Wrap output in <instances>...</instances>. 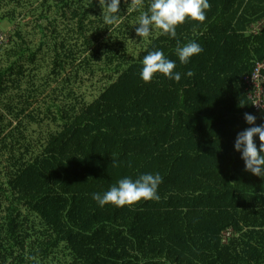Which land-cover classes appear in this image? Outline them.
<instances>
[{"label":"trees","instance_id":"obj_1","mask_svg":"<svg viewBox=\"0 0 264 264\" xmlns=\"http://www.w3.org/2000/svg\"><path fill=\"white\" fill-rule=\"evenodd\" d=\"M150 2L129 13L121 0L106 25L99 0H0L15 24L0 41V264H264V177L235 149L264 125L247 81L264 60V0H209L203 23L142 38ZM178 41L203 51L182 64ZM151 51L179 82L142 80ZM156 173L158 202L93 199Z\"/></svg>","mask_w":264,"mask_h":264},{"label":"clouds","instance_id":"obj_2","mask_svg":"<svg viewBox=\"0 0 264 264\" xmlns=\"http://www.w3.org/2000/svg\"><path fill=\"white\" fill-rule=\"evenodd\" d=\"M121 0H99L103 8V18L106 25H117L120 22L119 16L116 15L120 10ZM127 3V0H125ZM144 6V0H131L127 12L141 10ZM209 0H151L148 11H141L138 18L139 27L136 28L137 36L148 38L153 29H157L161 34L175 38L178 26L186 23L188 20L203 23L206 20V10H210ZM176 54L182 64H187L190 58L200 54L203 48L196 42H189L180 46L179 41L175 49ZM143 67L140 73L145 83H151L156 74H163L170 80L179 82L181 74L175 72L176 63L165 57L162 51H151L144 56L142 61ZM191 77L194 72L189 70L186 73ZM254 105L264 107L260 103ZM241 107L244 104H240ZM245 120L248 124L254 125L256 117L252 114L245 113ZM258 135L260 140L259 148L257 147L254 137ZM235 149L241 151L242 159L245 161V170L264 177V125L254 126L238 133L235 141ZM114 166L118 162L112 157ZM162 183V177L159 173L140 175L135 181L131 178H123L118 181V185L111 186L110 190L103 195L93 193V199L97 201L100 207L109 203L116 207H133L142 201L155 200L159 201L158 186ZM31 259L35 260V257ZM38 264V262H37Z\"/></svg>","mask_w":264,"mask_h":264},{"label":"built area","instance_id":"obj_3","mask_svg":"<svg viewBox=\"0 0 264 264\" xmlns=\"http://www.w3.org/2000/svg\"><path fill=\"white\" fill-rule=\"evenodd\" d=\"M2 35H0V41L3 39ZM264 70V60L262 62H258L257 66H255L254 71L247 78L248 84L251 85V98L254 103H260L264 105V76L262 71ZM258 110L264 112V107L257 106Z\"/></svg>","mask_w":264,"mask_h":264},{"label":"rangeland","instance_id":"obj_4","mask_svg":"<svg viewBox=\"0 0 264 264\" xmlns=\"http://www.w3.org/2000/svg\"><path fill=\"white\" fill-rule=\"evenodd\" d=\"M31 20V17H28V18H26L25 20H23V21H25V22H28V21H30ZM0 28L2 29V30H0V35H2V37H4V31H6V33H8V35H9V33H10V35H11V32L14 30V28H15V24L14 23H10L9 21H7V20H3V21H1V23H0Z\"/></svg>","mask_w":264,"mask_h":264}]
</instances>
